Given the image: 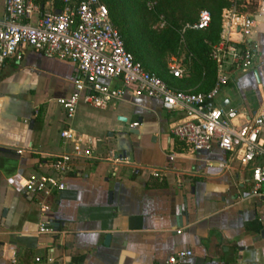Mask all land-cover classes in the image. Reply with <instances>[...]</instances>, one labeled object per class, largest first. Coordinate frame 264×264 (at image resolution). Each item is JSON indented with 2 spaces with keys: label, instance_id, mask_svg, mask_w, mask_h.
Here are the masks:
<instances>
[{
  "label": "crops",
  "instance_id": "0c3cea01",
  "mask_svg": "<svg viewBox=\"0 0 264 264\" xmlns=\"http://www.w3.org/2000/svg\"><path fill=\"white\" fill-rule=\"evenodd\" d=\"M255 1L253 67L234 71L214 101L247 115L264 110V0ZM76 76L70 60L31 48L0 68V264H164L186 250L180 264H264V183L254 192L252 164L216 143L188 150L171 132L183 114L130 87L106 108L80 102L66 118L57 98ZM64 128L91 156L71 161L64 189L27 192L20 178L50 172L71 150ZM129 128L136 134H120Z\"/></svg>",
  "mask_w": 264,
  "mask_h": 264
},
{
  "label": "built area",
  "instance_id": "2783aa9c",
  "mask_svg": "<svg viewBox=\"0 0 264 264\" xmlns=\"http://www.w3.org/2000/svg\"><path fill=\"white\" fill-rule=\"evenodd\" d=\"M255 6V0H228L221 10L219 39L210 53L216 68L215 81L207 91L174 89L144 69L124 47L107 7L100 0H0V68L9 58H19L27 48L73 62L77 68L73 91L57 98L66 118L74 116L80 102L101 109L114 104L121 99L125 87L136 94L157 98L166 111L183 114L171 132L188 150H210L216 143L222 150L235 153L241 164H252L251 180L256 192L264 183V110L247 115L236 108L214 104L234 71L253 67L256 48L252 34L258 22ZM210 20L209 11L200 9L197 19L186 23L183 31L204 30ZM168 68L177 78L187 72L185 65L175 60ZM114 78L120 79L121 87L112 88L101 81ZM133 126L137 122L130 124ZM59 135L70 143L71 150L49 163L50 172L20 178L19 184L27 192L47 197L64 189V176L71 161L91 156L92 148L76 131L64 128ZM49 230L47 223L40 225V232ZM190 255V250L176 252L164 264H180Z\"/></svg>",
  "mask_w": 264,
  "mask_h": 264
},
{
  "label": "trees",
  "instance_id": "16d2710c",
  "mask_svg": "<svg viewBox=\"0 0 264 264\" xmlns=\"http://www.w3.org/2000/svg\"><path fill=\"white\" fill-rule=\"evenodd\" d=\"M100 1L107 7L110 20L117 28L124 47L132 53L134 59L139 61L144 69L155 73L169 86L178 90L191 92L207 91L213 86L216 68L210 56L211 47L219 39L221 10L228 5V0H187L194 5L205 7L211 16L210 24L206 29H185L183 31L185 44L190 52V56L185 62V67L187 71H191L192 75L198 79L193 82L189 78H177L167 73L165 65L159 56V52H162L164 46L160 50L156 48L157 46L152 41V33L139 20L141 13L139 0ZM190 21L192 23L193 20ZM173 38V40L178 38L176 33ZM174 47L175 45L172 46V48Z\"/></svg>",
  "mask_w": 264,
  "mask_h": 264
},
{
  "label": "rangeland",
  "instance_id": "374dc122",
  "mask_svg": "<svg viewBox=\"0 0 264 264\" xmlns=\"http://www.w3.org/2000/svg\"><path fill=\"white\" fill-rule=\"evenodd\" d=\"M139 3L141 12L139 20L152 33V41L156 48L160 50L164 46L159 56L167 73H169L168 64L173 60L185 65L190 52L185 44L182 26L191 23L190 20L195 21L197 11L200 8H206L194 5L187 0H139ZM175 33L178 38L173 40ZM173 45H175L174 48H172ZM183 78H189L192 82L198 80L191 71H187Z\"/></svg>",
  "mask_w": 264,
  "mask_h": 264
},
{
  "label": "water",
  "instance_id": "95a60500",
  "mask_svg": "<svg viewBox=\"0 0 264 264\" xmlns=\"http://www.w3.org/2000/svg\"><path fill=\"white\" fill-rule=\"evenodd\" d=\"M255 19L256 20H262V16H260V15H255ZM118 119L119 120H121V121H126V118L125 117H123V116H118ZM136 131L137 130H135V129H133V128H129L128 130H126V131H122V132H120V134H136ZM260 234L262 235V236H264V227L261 229V231H260ZM109 237H110V235L109 234H107L106 235V239H105V243H107L108 242V239H109Z\"/></svg>",
  "mask_w": 264,
  "mask_h": 264
}]
</instances>
